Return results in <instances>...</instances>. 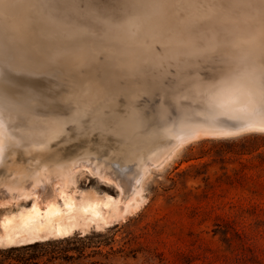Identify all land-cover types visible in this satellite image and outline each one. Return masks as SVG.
Segmentation results:
<instances>
[{"label":"rangeland","instance_id":"374dc122","mask_svg":"<svg viewBox=\"0 0 264 264\" xmlns=\"http://www.w3.org/2000/svg\"><path fill=\"white\" fill-rule=\"evenodd\" d=\"M8 1L4 5H14L24 0H10L9 4ZM16 9L12 15L2 14L0 17L6 22L11 18L14 20L19 16L18 14L24 12L23 8ZM19 10L20 12H18ZM12 19L10 21H13ZM204 19L205 21L209 20L208 18ZM205 21L203 20L202 22ZM216 25L220 24L216 23ZM214 43L212 44L214 46L213 49H211V45L209 50L204 47L206 49L205 52L203 47H200V49L203 48V51H200L199 49L196 50V48H194L195 50H188L185 46L180 45H165L167 48L171 47L175 50L179 48L178 53L172 51L171 48L166 50V47H163L164 50H162L158 43L154 44V49L156 47L155 54L159 63L153 65L154 67L148 64L145 67L149 69L145 68V71L141 72V69L137 68L139 67L138 62V65L133 68L135 74L130 75L133 80L129 76L128 80L127 76L125 78L122 77L125 80L118 77L112 84L113 88H119L117 94L119 93L120 95L118 94L114 100L108 101L105 104L106 106L101 107L97 113L95 111H87L88 113L85 112L81 117L79 116L77 122L66 124V131H63V133H66L59 135V139H56V137L52 138L54 140L50 142V147L57 146L56 148L52 147L53 149L70 148V150H73L80 145H88L91 148L97 145V142L103 140L104 143L115 146L114 151L111 152L112 155L119 154V152L123 153L122 150L125 146L128 147L129 144H134L135 146H130L132 148L135 147L134 151L136 153H133V155L136 157L138 155L139 160L136 159L129 173L134 176V179L138 176L139 178L141 177L142 203L122 218L112 221L111 225H90L84 230L78 229L74 231L67 237H53L39 241L40 245L36 248L19 252H2L10 247L21 245H0V264H264V133L257 131L243 133L241 131L239 132L240 134L237 133L227 137L223 135L221 137L219 133L224 131V129H229L232 124H254L256 119L253 118L256 117L261 120V117L257 113L254 115L247 114V116L246 114H239V118H231L223 109L209 107L205 98L197 94L198 91L208 88L214 82L211 78L222 79L237 68L239 61L237 60L236 48L242 52L244 49H249V47L246 46L245 48V45H242L243 43L239 44V42L236 44L234 42V45H239L240 47L237 46L231 49L234 46L230 45L232 43L227 44L228 42L225 39L221 41L219 39L215 40ZM261 46L262 43L259 42V46L253 49V51L256 49L253 53L255 56L253 55L245 63L250 70L253 68L259 69L258 58L264 53L259 54L257 52ZM198 50L201 53H198ZM193 51H196V53ZM248 52H252V49L248 50ZM245 53L247 51L239 54L243 55ZM96 56V62L93 61L87 67V70H85L86 67L79 68L78 73L67 71V68L63 70V67L52 59L50 61L41 59L44 66H35L42 68L38 72L25 71L23 69L15 70L1 62L0 65L6 71L10 70L12 75L13 72L14 75L16 74L15 76L19 74L20 78L14 77L13 85H11L16 94L20 93L18 95H21L24 91L31 94L35 91L34 95L41 94V97L37 96L38 99L36 98L38 103L37 101L32 102L30 106L44 110V106L39 103L44 102L45 95L50 93L48 95L58 97V100L62 102V106L67 105L68 112L66 111L63 114V116H66L75 112L80 105L83 107V103L79 100L74 102L75 99H61L63 92H65L63 95H67L72 90H69L72 85H74L73 87L76 86L74 78L78 77L79 79L80 75L84 74V71H92L96 80L102 79V75L105 73L103 65L105 60L102 58L103 54L101 53L96 54ZM176 56L178 57L176 58ZM9 59L11 60V58L6 60L9 62ZM160 64L161 66H159ZM136 68L140 73L137 72ZM157 69L160 71L158 72ZM223 71L226 74H223ZM20 74H25V77L23 78V75ZM134 75H137V77ZM26 76L31 77L30 79L27 77L29 81H27ZM139 76L142 78L140 79ZM137 78L138 80H136ZM20 79L26 81L24 82L25 85L23 83L25 87L21 85L22 81ZM30 83L33 85L31 88H29L30 85L28 86ZM26 85L29 89L26 88ZM42 86H44L43 88H48L43 89L41 88ZM139 89L141 90L139 91ZM133 91H136L137 94ZM124 92H126L125 95ZM142 92L145 93L143 94ZM147 93H150V95ZM124 97L127 102L119 106L117 102ZM181 97H186V99H181ZM191 97L193 98L191 99ZM128 98L129 100H127ZM100 100L103 102V99ZM63 101H66L65 104ZM98 101L95 105L101 103ZM54 102L60 104L57 100H54ZM74 103H77V105ZM126 104L130 105V107ZM117 105L119 107L113 109L119 112V116L112 125L113 127L99 124L98 122L111 112L112 107ZM81 106L80 108H82ZM175 108L177 111H175ZM26 109L29 110L28 107ZM223 113L226 114L224 115ZM201 114L202 116L200 117ZM129 115L133 116V118ZM211 115L214 117L212 118ZM171 116L173 117L172 119ZM245 116L247 118H244ZM238 119L243 120L241 122ZM187 121L189 127L187 123H184ZM154 122H156V125H154ZM209 122L211 126H209ZM159 123L160 125H158ZM178 124H182L181 127ZM19 125L22 127L24 123ZM175 127L179 128V130H184V132L178 130L179 133ZM221 127L226 128L221 130ZM210 131L213 133H210ZM137 132H140V136ZM174 132L176 133L175 135ZM145 135L149 138L146 139ZM187 135H191L190 137L192 138H186ZM181 136H184L183 140ZM164 137H167V139H164ZM138 138L145 139V142ZM136 141H140L139 144L141 146ZM59 142L62 145L57 144ZM145 143L150 145L147 147ZM180 143L185 144L179 147ZM142 146L144 148H141ZM162 148L164 149L162 150ZM155 149L156 151L160 149L157 151V155L154 154L156 152ZM137 151L139 152L137 153ZM102 153L97 154V158L101 160L104 157V162H106V157H111V155L106 154L101 157ZM151 154H153V158L150 157ZM154 155L159 158L155 159ZM97 158L94 160L96 164ZM149 160L153 161L150 162ZM137 165L138 167H136ZM139 172L142 174L138 175ZM89 173H93V175L91 174L90 176ZM99 177L94 172H89L88 169H82L75 177L76 185L73 189L76 190V196L79 198V194L83 191H94L100 196L103 194H109L113 197L119 196L120 191L115 185L109 184L108 180L103 181L102 179L104 178ZM30 203L28 202L27 204ZM20 204L13 205V211H17ZM4 211H6V208H0V213ZM83 236H87L89 239L84 242L77 240L78 237ZM75 237L76 239H74ZM71 238L74 240H70V242L64 241ZM83 244L88 246L83 248ZM20 258H30V262L23 263Z\"/></svg>","mask_w":264,"mask_h":264},{"label":"bare ground","instance_id":"6f19581e","mask_svg":"<svg viewBox=\"0 0 264 264\" xmlns=\"http://www.w3.org/2000/svg\"><path fill=\"white\" fill-rule=\"evenodd\" d=\"M7 1L8 0H0V15H12L14 10H17L16 8H23L24 12L18 14L19 16L16 15L17 17L14 20L11 18L13 21H10L11 19L8 18L10 22H6L0 17L1 63L8 65L15 70L23 69L25 71L38 72V70L42 68H37L35 66H44L41 59H47L49 61L52 59L58 65H61L63 70L67 68V71H75L78 73L79 68L86 67L85 70H87V67L95 61V58H97L96 54L101 53L103 54L102 58L105 60L103 64L105 73L99 81L96 80L92 71H84V74L80 75L81 77H79V79L78 77L74 78L76 86L73 87L74 85H72V88L69 89L72 90L69 91L67 95H63V93H65L63 92L61 99H75L74 102L79 100L83 103V107L81 105L82 108L77 106L78 109L75 112L71 111V114L63 116L66 111L68 112L66 108L67 105L62 106L58 111H54V106L59 104L55 103L54 100H57L58 102L60 101L57 96L53 97V95H48L50 93L45 95L44 102L39 103L44 106V110H39L38 108L30 106L32 102L37 101V96L41 97V94L34 95L35 91L32 89L30 90L34 92L33 94L28 92L25 93V91L23 94L21 93V95H18L20 93L16 94V92H14L15 90L12 88L13 86L9 87L6 83V70L0 65V118L8 120L10 122V128H19V124L24 123V125L19 128L20 131L13 135L11 142L5 139L4 151L0 154V204L7 205L6 211L0 213V221H4L5 218L10 221L5 222L3 227H0V245H23L47 240L53 237H65L78 229L84 230L90 225L108 226L111 225L110 223H112V221H115V219L117 220V218L120 217L122 218L142 203L143 194L140 181L141 177L139 178L138 176L134 179V176H131L129 173L130 169L135 164L136 159L139 160L138 155V158L133 155V153H136V151H134L135 147H131L134 144H129L128 147L125 146L122 150L123 153L119 152V154L112 155L111 152L114 151L115 146L106 144L103 140L97 142V145H94L91 148H89L88 145H80L74 149L72 148L73 150H70V148H64L62 150L53 149L52 147L54 146L50 147V142L54 140H52V138L59 135L60 129L64 125L69 122H77L79 116L81 117V115L87 111H95L97 113L101 107L108 103V101L114 100L115 96L119 94H117L119 88H113L112 85L116 78L119 77V79H122V77L125 78V76H127L128 80L130 75L135 72L133 70L134 66L138 64L139 67L137 68L141 69V72H143L145 71V68H148L145 67L146 65L150 64L153 66L156 63H159L158 57L155 54L156 47L154 49V44L158 43L162 50L166 47L165 45H180L185 46L188 50L196 48V50L199 49L201 51L204 47L209 50L210 45L212 46L215 40L217 41L218 39L219 41L225 39V41L228 42L227 44L232 43L230 45H233L234 47H231V49L239 46L234 45V42H236V44L239 42V44L243 43L242 45H245V48L248 46L249 49H244L242 52L247 51V53L240 55L242 52L240 49L237 50L236 48L239 64L235 70L233 69L234 71L242 69L250 70L245 63L248 59H251L253 55L255 56L253 53L256 49L254 51L253 49L259 46V42L262 43V46L259 47L257 52L259 54L264 52V11L261 9L259 0H121L122 3L134 5V7L120 10L111 18H97L96 16L91 15L87 8L88 0H62L67 6L55 14L57 17L56 19L52 18L50 10L42 6L48 3V0H24L23 2L14 5H10L9 0V5L5 4V6L4 3H7ZM18 12H20V10ZM204 18H208L209 20L205 21ZM202 19L205 22H202ZM216 23L220 25H216ZM200 47L203 48L200 49ZM213 47L214 46H212L211 49H213ZM170 48L166 47L165 49L167 50ZM205 48L203 49L204 52L206 51ZM250 48L252 49V52H250L252 54L248 52V50H251ZM171 49L178 53L179 48L177 50L173 48ZM200 51L198 53H201ZM168 52H170V50H168ZM194 53H196V51ZM177 57L178 56H176V58ZM7 58H11V60L9 59L10 61L8 62V60H6ZM159 66H161V64ZM163 67L165 68V66ZM138 71L139 70L137 69V72ZM224 73L225 72L223 71V74ZM15 75L13 77L20 78L19 74L18 76ZM20 75H23V78L25 77V74ZM134 76L137 77V75ZM27 77H29V79L31 78L30 76H26V79ZM139 77L141 79L144 76L142 75V77ZM20 80L22 81V79ZM132 80L131 82L133 83ZM136 80H138V78ZM27 81L29 80L27 79ZM24 82L26 81L21 82L23 87H25ZM36 82L38 81L36 80ZM29 85V88L33 87L31 83L28 84V86ZM28 86L26 88H28ZM43 87L44 86L41 88ZM140 90L141 89H139V91ZM133 92L137 94L136 91ZM44 93L46 92L44 91ZM125 93L126 92H124V95ZM142 93L144 94L145 92ZM147 94L150 95V93ZM192 98L193 97H191V99ZM100 99H103V102H101ZM98 100L101 103L95 105ZM127 100H129V98ZM65 102L66 101H63L64 104ZM125 102L127 101L124 97L119 100L117 104L121 106ZM61 103L62 102H60V105ZM74 104L77 105V103ZM118 105L113 106L111 112L108 113V115H105L98 123L103 126H112L119 116V112L113 109L119 107ZM127 106L130 107V105ZM26 107H28L29 110H27ZM124 108L126 107L124 106ZM176 108L175 111H177ZM208 111L210 110L208 109ZM223 114L225 115L226 113ZM201 116L202 114L200 117ZM220 116L218 117L220 118ZM246 116L244 118H247ZM131 117L133 118V116ZM213 117L214 116H212V118ZM172 118L173 117L171 116V119ZM219 118L217 119L219 120ZM228 118L227 115V119ZM227 119L226 121H228ZM240 119H238V121L242 122L243 119ZM253 119H256V122L254 121L253 125H259L260 122L258 121H260V119H257L256 117ZM156 122H154V125H156ZM184 123H187L188 126V121ZM213 123L215 122L213 121ZM209 124V126H211L210 122ZM244 124H232L229 129H224V131H220L219 133L221 134V137L222 135L227 137L235 135L241 131H243V133L250 131L248 130L250 124ZM158 125H160V123ZM181 125L178 124L180 127ZM223 128L221 130H223ZM216 129L218 128L216 127ZM64 130L65 127H63V131ZM178 130L179 128H177V131ZM76 131L78 130L76 129ZM179 131L184 132V130ZM200 131L198 132L202 133ZM210 133L213 132L210 131ZM175 134L176 133L174 132V135ZM191 135H187L186 138H192L190 137ZM71 136L73 137V135ZM183 137L181 136L182 140L184 139ZM147 138L149 137L146 136V139ZM138 139L143 140L142 138ZM164 139H167V137H164ZM139 142H137L138 145H140ZM143 142H145V139ZM149 142L151 141L149 140ZM57 144H61V142ZM184 144L185 143H180L179 147H182ZM148 145L150 144L145 146L148 147ZM95 146L96 148H94ZM141 148L144 147L142 146ZM163 149L164 148H162V150ZM157 151L154 154H158ZM101 152H103L101 157L106 154L111 155V157H106L107 163L104 162V157L101 160L97 158V154H100ZM138 152L139 151H137V153ZM147 154L149 156V152ZM151 155L150 157L153 158V154ZM156 155H154V157ZM159 155L161 154L159 153ZM95 158L98 159L97 164L94 162ZM157 158L159 157H155V159ZM149 159L151 160V158ZM149 161H147L148 164H150ZM136 167H138V165ZM82 169H88L89 172H94L96 175L100 176L99 178L106 179H102L103 181H111V183L120 191L119 196L113 197L109 194H103L100 196L94 191H83L79 194L78 198L76 196V190L73 188L76 185L75 177ZM89 174L90 176L91 174L93 175V173ZM139 174L142 173L139 172L138 175ZM24 196H28L29 199H21V197ZM28 202L31 203L27 204ZM33 203L37 204L40 209L39 213L31 211V205ZM16 204H20V207L17 211H13L12 206ZM13 217L15 218L13 219Z\"/></svg>","mask_w":264,"mask_h":264},{"label":"snow or ice","instance_id":"6c2138e0","mask_svg":"<svg viewBox=\"0 0 264 264\" xmlns=\"http://www.w3.org/2000/svg\"><path fill=\"white\" fill-rule=\"evenodd\" d=\"M259 4L264 11V0H259ZM42 6L50 10L52 18L56 19L55 14L67 5L62 0H48V3ZM128 7H134V5L122 3L121 0H88L87 4L89 13L97 18H111L118 11ZM211 79L214 82L208 88L197 93L205 98L208 106L223 109L231 118H238L239 114L254 115L258 113L261 117L259 125L250 124L248 130L264 133V53L259 57L258 71L255 68L252 70L242 69L231 71L219 80ZM5 80L11 87L14 77L10 70L6 71ZM181 99H186V97H181ZM61 107L62 105L57 104L53 110L58 111ZM9 123L8 120L0 118V154L4 151L5 139L11 142L13 135L20 131L19 128H10ZM63 127L60 129L59 135L64 134ZM59 135L56 136V139H59ZM21 199L28 200L29 197L24 196ZM6 207L7 205L0 204V208ZM31 211L39 213L40 209L37 204L33 203ZM5 222L10 221L5 218L4 221H0V227H3Z\"/></svg>","mask_w":264,"mask_h":264},{"label":"trees","instance_id":"16d2710c","mask_svg":"<svg viewBox=\"0 0 264 264\" xmlns=\"http://www.w3.org/2000/svg\"><path fill=\"white\" fill-rule=\"evenodd\" d=\"M67 237V236H65ZM76 239V237L74 238ZM73 238L71 239H65L64 241L65 242H70V240H74ZM89 237L87 236H83V237H78L77 240L81 241V242H84L85 240H88ZM40 244H39V241H36V242H33V243H29V244H23L21 246H18V247H10L9 249H5L3 250L2 252H12V251H15V252H19V251H22V250H28V249H32V248H36L38 247ZM88 245L86 244H83V248L87 247ZM97 247V246H96ZM81 253V252H79ZM30 258H25V259H22L20 258V261H22L23 263H29Z\"/></svg>","mask_w":264,"mask_h":264}]
</instances>
